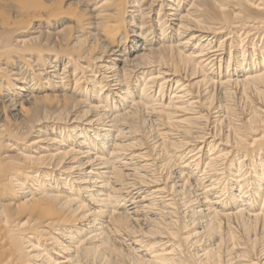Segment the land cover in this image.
Returning <instances> with one entry per match:
<instances>
[{
    "label": "bare ground",
    "instance_id": "bare-ground-1",
    "mask_svg": "<svg viewBox=\"0 0 264 264\" xmlns=\"http://www.w3.org/2000/svg\"><path fill=\"white\" fill-rule=\"evenodd\" d=\"M0 264H264V0H0Z\"/></svg>",
    "mask_w": 264,
    "mask_h": 264
}]
</instances>
